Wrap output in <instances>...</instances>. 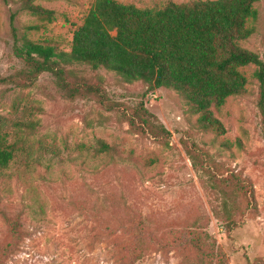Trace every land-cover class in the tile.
Segmentation results:
<instances>
[{
    "label": "rangeland",
    "instance_id": "374dc122",
    "mask_svg": "<svg viewBox=\"0 0 264 264\" xmlns=\"http://www.w3.org/2000/svg\"><path fill=\"white\" fill-rule=\"evenodd\" d=\"M27 1L0 0V77L22 67L16 39L69 53L95 0H32L53 12L50 22L23 11ZM114 1L161 9L195 0ZM255 9L253 34L240 46L264 62V0ZM66 69L70 81L99 86L117 108L68 99L49 74L27 89L0 86L1 129L16 147L0 171V264H264V123L255 66L240 70L244 93L212 109L222 136L199 130L198 115L172 90L151 91L82 64ZM143 119L170 137H154ZM19 122L33 127H15ZM99 143L110 151L99 152ZM230 177L249 184L252 197L227 185Z\"/></svg>",
    "mask_w": 264,
    "mask_h": 264
},
{
    "label": "trees",
    "instance_id": "16d2710c",
    "mask_svg": "<svg viewBox=\"0 0 264 264\" xmlns=\"http://www.w3.org/2000/svg\"><path fill=\"white\" fill-rule=\"evenodd\" d=\"M259 1L195 0L170 2L161 9H139L114 0H95L73 34L69 53L15 38L13 54L22 67L0 77V86L27 89L39 76L49 74L66 98L91 97L109 111L116 109L99 86L69 80L73 74L66 67L87 65L113 73L127 84L141 82L151 91H174L198 115L199 130L222 136L225 129L212 109L219 110L228 98L241 96L247 80L240 70L255 66L253 76L260 85L259 109L264 123V62L240 46L253 34L249 24L257 18L255 4ZM22 9L40 20L52 21L53 12L34 6L32 0ZM142 122L154 137H170L161 124L153 128L146 119ZM14 126L31 129L33 124L19 122ZM7 138L0 123V171L9 167L16 151ZM100 151L109 152L110 148L99 143ZM224 182L252 197L251 186L236 177Z\"/></svg>",
    "mask_w": 264,
    "mask_h": 264
}]
</instances>
